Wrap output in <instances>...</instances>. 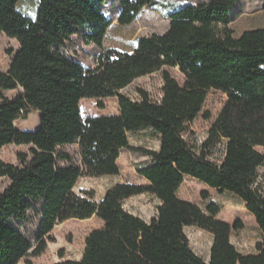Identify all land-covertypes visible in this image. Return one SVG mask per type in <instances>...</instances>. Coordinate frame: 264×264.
Segmentation results:
<instances>
[{"label":"trees","instance_id":"1","mask_svg":"<svg viewBox=\"0 0 264 264\" xmlns=\"http://www.w3.org/2000/svg\"><path fill=\"white\" fill-rule=\"evenodd\" d=\"M108 1L39 0L31 19L18 10L19 0H0V38L18 42L9 69L0 68V155L11 145L27 148L18 155L19 166L0 157V178L9 181L0 192V264L42 256L55 242L51 233L57 225L93 217L104 225L88 234L82 258L55 264H264V192L255 187L264 166L257 151L264 148V28L236 37L229 26L240 0H200L169 13L166 33L139 37L134 49L124 52L104 47L112 25L103 12ZM116 1L119 24L129 26L161 0ZM73 38L101 49L93 69L66 53ZM164 68H178L184 84ZM158 72L159 101L143 90L139 100L121 93ZM212 90L227 101L198 152L185 131ZM109 98L118 99L119 114L82 115V100H100L104 109L102 100ZM34 112L41 115L38 128L19 130L16 123ZM143 130L159 137L157 151L130 145L129 135ZM217 143L223 145L220 162L209 156ZM67 146L78 147L80 165L60 151ZM123 150L149 158L136 170L147 185L114 184L100 202L92 191L74 190L82 177L118 175ZM186 177L245 204L262 234L256 254L238 251L231 236L243 224L219 220L217 204L202 209L178 197ZM145 194L159 201L149 221L125 208L126 200ZM33 211L39 215L35 244L12 224L29 221ZM187 227L213 236L208 262L192 249Z\"/></svg>","mask_w":264,"mask_h":264},{"label":"rangeland","instance_id":"2","mask_svg":"<svg viewBox=\"0 0 264 264\" xmlns=\"http://www.w3.org/2000/svg\"><path fill=\"white\" fill-rule=\"evenodd\" d=\"M256 6L250 11L257 12L262 9V0H255ZM39 0H19L18 10L28 18L33 19L36 15ZM200 0H161L152 8H146L142 11L137 20L129 25L122 26L118 22L120 7L116 0L105 3L103 12L112 20V25L104 41L105 48L116 49L119 51L130 52L134 49L137 39L142 36H151L153 34H164L170 27L169 13L185 6L198 4ZM257 8V9H256ZM260 10H259V9ZM262 15V24H264V13ZM241 22L233 24V29L238 34L241 28ZM18 50V42L3 35L0 38V68L3 71L9 69L13 58L10 52ZM66 53L80 61L86 70L93 69L96 66V59L101 53V49L96 46H85L78 38L68 44ZM171 77L180 85L184 84V77L178 68H164ZM163 79L162 73H154L149 76L136 79L130 86L122 90L121 93L132 100L140 99V90L145 91L154 101H159L162 97ZM5 95L12 97L15 92H7ZM100 100L84 99L80 103L83 116H107L119 114V103L117 98L102 100L104 109H100L98 104ZM227 101L226 95L210 91L203 110L198 118L187 126L185 139L196 151L200 152L203 143L208 138V132L216 121ZM41 115L34 112L27 119L19 120L16 127L23 132L35 131L40 124ZM129 142L132 147L144 148L157 151L160 146L159 137L150 130H143L129 135ZM61 152L68 153L76 165H80L79 150L77 146H67L60 149ZM257 151L264 155V148H257ZM24 146L11 145L4 148L1 152V159L14 166H19L18 155L26 153ZM210 158L215 162H220L223 157V145L217 143L209 151ZM150 163L149 158L141 153L123 150L118 160L119 174L116 176H105L100 178L82 177L78 180L75 191H92L95 200H100L105 191L117 183H129L136 185H147L148 183L138 176L136 170L138 167ZM9 185L7 179L0 178V192ZM255 187L264 192V166L258 169ZM206 193L208 198L204 199ZM178 197L184 201L193 203L205 209L209 203H215L221 208V213L217 217L219 220L234 225L237 221L243 224V228L233 231L231 236L232 243L238 251L244 255L256 254V246L262 241L261 231L252 215L246 210L245 204L235 195L228 192H220L210 189L195 179L186 177L181 186ZM159 201L151 195H140L132 197L125 201V208L132 214L149 221L157 214ZM25 237L33 244L36 242L39 228L38 211L30 214L29 221L20 223L12 221ZM102 222L99 219L93 220H69L63 224L57 225L52 236L54 243H49L45 253L40 257H27L19 264H55L64 259H78L84 249L85 239L90 232L99 229ZM185 232L190 240L192 249L196 254L202 257L206 262L210 260L213 236L197 227H187Z\"/></svg>","mask_w":264,"mask_h":264},{"label":"crops","instance_id":"3","mask_svg":"<svg viewBox=\"0 0 264 264\" xmlns=\"http://www.w3.org/2000/svg\"><path fill=\"white\" fill-rule=\"evenodd\" d=\"M256 4L257 3L255 0H240L239 3L237 4V6L234 8V11L237 13V16H236L235 20L230 24L229 27L234 31V34L236 37L240 36L243 32L248 31V30H255V29L264 28V24H262L263 21H262V15H261L264 13L263 0H262V9L260 10L258 8L260 11H257V12L250 11V9L255 7ZM238 21L241 22L240 26L242 29L237 34L235 32V30L233 29V24H235ZM74 190H75V188H74ZM106 191H105V193H106ZM105 193L102 195L100 200H96V201L100 202L103 199V197L105 196ZM93 219H96V217H93L89 220L91 221ZM103 225L104 224L102 222L101 228L103 227ZM83 251H84V249H83ZM82 256H83V252L78 259H64L63 261L80 260L82 258Z\"/></svg>","mask_w":264,"mask_h":264}]
</instances>
